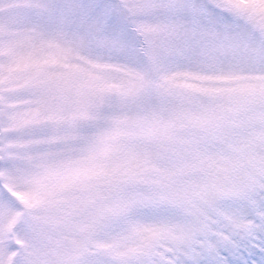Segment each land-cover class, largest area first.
Wrapping results in <instances>:
<instances>
[{"label": "snow or ice", "instance_id": "6c2138e0", "mask_svg": "<svg viewBox=\"0 0 264 264\" xmlns=\"http://www.w3.org/2000/svg\"><path fill=\"white\" fill-rule=\"evenodd\" d=\"M0 264H264V0H0Z\"/></svg>", "mask_w": 264, "mask_h": 264}]
</instances>
